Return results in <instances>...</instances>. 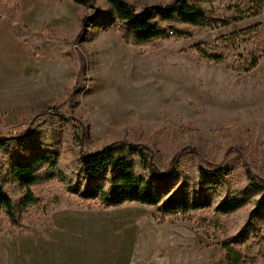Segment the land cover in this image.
I'll return each mask as SVG.
<instances>
[{"label": "rangeland", "instance_id": "1", "mask_svg": "<svg viewBox=\"0 0 264 264\" xmlns=\"http://www.w3.org/2000/svg\"><path fill=\"white\" fill-rule=\"evenodd\" d=\"M35 1L40 8L30 10V23H41L49 11L56 13V24L45 23L33 32L20 21L32 34L42 32L41 41L50 46L54 59L35 55L16 37L18 28L12 24L17 42H6L4 49L0 46V66L9 65L6 58H15L10 65L37 71L34 84L43 81L52 92L35 109L31 106L0 113L1 129L50 106H64L67 115L69 108L62 90L64 86L73 87L81 70L82 81L72 93L71 102L79 118L88 124L90 148L129 136L131 143L145 144L156 151L162 170L184 151L178 160L177 176L159 186L169 194L186 191L178 180L181 176L195 177L204 158L230 170L226 181L233 194L239 195L245 188L244 164H250L253 173L264 180V58L250 73H236L223 64L206 61L195 48L207 44L232 65L259 56L264 51V12L225 28L160 23L165 30L174 28L191 37L170 38L152 48L127 43L122 26L115 22L105 0H86L85 7L72 0H32L27 4ZM125 1L138 11L154 12L153 8L169 0ZM252 1L205 0L203 6L220 17L238 18L252 8ZM80 16L87 17L80 41L72 48L63 47L65 40L77 36ZM257 24L262 27L254 35L235 33ZM26 81L33 83L29 77ZM34 91L31 88L30 92ZM43 120L47 125L42 131L50 141L43 144L44 135L33 132L8 152L0 153V166L10 156L26 159L37 151H47L58 155L59 168L74 181L72 167L79 163L80 154L70 127L51 116L38 122ZM247 146L258 150L255 168L250 159L235 153ZM209 189L201 185L195 192ZM31 191L37 203L21 209L20 229L12 227L0 211V264H135L132 258L141 256L145 264L157 256L164 264H184L187 258L196 257L198 248L226 254V239L239 232L253 210L248 198L242 208L229 214L211 206L161 217L149 206L124 203L107 208L97 199L80 198L57 178L43 181ZM5 192L18 206L21 191L17 185L7 184ZM254 226L243 243L230 247L239 254L241 264H264V220Z\"/></svg>", "mask_w": 264, "mask_h": 264}, {"label": "trees", "instance_id": "2", "mask_svg": "<svg viewBox=\"0 0 264 264\" xmlns=\"http://www.w3.org/2000/svg\"><path fill=\"white\" fill-rule=\"evenodd\" d=\"M51 3L59 0H48ZM79 7H85L86 0H72ZM109 6L115 22L122 26L123 38L127 43L136 46H150L157 48L160 43L170 38L191 37V34L177 31L174 28L165 30L160 23L187 25L197 28L215 29L235 25L244 17H257L264 12V0H253L252 8L246 14L240 13L238 18H224L215 14L214 10H207L203 6L205 0H169L161 7L136 10L125 0H105ZM244 15V16H243ZM0 18H5L18 28L16 37L26 42L35 55L54 59L50 46L41 41L42 32L32 34L20 21L19 0H0ZM79 32L73 40H65L63 47L72 48L77 45L82 36L87 17H79ZM157 20V21H156ZM261 24L241 31H235L236 35L249 36L258 33ZM40 42V43H38ZM197 52L203 58L214 64H223L226 68L236 73H250L264 58V51L257 57L241 63L235 61L232 65L226 58L217 54L207 44L195 46ZM81 70L78 71L73 87L64 86L62 94L67 100L68 114L64 113V106L55 105L41 111L34 117H25L12 127L0 128V153L8 150L17 142L27 138L31 133L38 132L44 135L42 143L50 140L43 133L47 125L43 117L51 116L59 123L68 125L72 131V139L79 149L80 161L73 165L74 181L64 175L59 168V157L55 153L37 151L26 159L18 156H10L4 166H0V211L9 224L15 229L21 228L20 211L37 203L31 188L43 181L57 178L72 194L84 199L99 200L105 207H116L124 203H135L153 207L161 217L172 216L176 213L187 214L197 210L214 206L217 212L229 214L242 208L248 198L251 199V210L239 232L226 239V254L222 264H241L240 256L230 247L243 243L248 235L254 231V225L264 220V180L259 178L251 170L250 164H244L245 188L239 195L229 191V183L226 177L229 169L213 165L205 158L202 165L197 167L193 178L181 176L178 180L183 193L169 194L159 188L163 182L172 181L177 176L179 158L184 151L175 155L165 170L160 168L159 157L155 150L145 144H133L126 136L124 139L101 147L90 148L91 139L88 133V124L80 119L71 102L72 93L81 84ZM1 126V120H0ZM54 128V127H52ZM235 148L232 149L234 151ZM258 150L247 146L238 149L236 154H243L252 161L253 168L258 165ZM254 156L255 159L252 157ZM205 181H208L207 183ZM7 184H16L21 191L18 206L5 192ZM203 186H209V190L195 192Z\"/></svg>", "mask_w": 264, "mask_h": 264}, {"label": "crops", "instance_id": "3", "mask_svg": "<svg viewBox=\"0 0 264 264\" xmlns=\"http://www.w3.org/2000/svg\"><path fill=\"white\" fill-rule=\"evenodd\" d=\"M32 0H20L21 5V14L20 18L21 21L27 25L31 31L36 32L39 31L40 27L44 26L45 23H49L50 25L56 24L57 15L53 12H47L46 17L40 21L41 23L38 24H31L30 20V10L37 6V2L31 3L28 5L27 2ZM40 8V7H39ZM43 11H47V9H44L41 7ZM15 31L16 28L14 25L9 23L5 18H0V46L4 49L5 43L8 42L11 45H14V43L17 42L15 37ZM6 37L1 41V38ZM16 57V56H15ZM6 62H8L9 65L6 67L0 66V113H3L7 110L10 111H22L27 110V108L35 109L38 103L46 100L47 98H50V94L52 92L51 86L48 84H43V81H36L34 84V79L38 75L37 71L30 72L26 67L23 69H20V66L10 65L14 61L10 58ZM36 59V57H34ZM42 59V58H40ZM2 61L5 62L4 58H2ZM16 61L18 60V57H16ZM44 61V59L42 60ZM36 73V74H35ZM35 75V76H34ZM29 77L32 80V85L29 84V82L26 81V78ZM37 79V77H36ZM46 87L50 91L42 92V90H37V88H43ZM31 88H34V92H30ZM196 257H189L186 259L184 264H220L222 260H224L225 253H222L220 250H209V249H202L198 248L196 249L195 253ZM192 258V259H190ZM161 260L158 256L151 258V262H148L150 264H164L159 262ZM132 262L137 264V262H141L138 264H145L144 263V257L141 256V258L134 257L132 258ZM175 264H183V263H175Z\"/></svg>", "mask_w": 264, "mask_h": 264}]
</instances>
